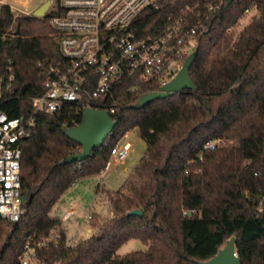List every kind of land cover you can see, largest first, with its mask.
I'll list each match as a JSON object with an SVG mask.
<instances>
[{
	"label": "trees",
	"instance_id": "16d2710c",
	"mask_svg": "<svg viewBox=\"0 0 264 264\" xmlns=\"http://www.w3.org/2000/svg\"><path fill=\"white\" fill-rule=\"evenodd\" d=\"M245 9L259 15L235 35ZM56 13L15 15L8 4L0 5V76L9 64L15 75V98L1 108L11 117L28 112L30 98L45 89L37 56L20 53V24L38 19L49 59L57 64L62 60L58 34L49 24ZM13 23L16 29L10 31ZM138 24L153 25L155 20ZM195 52L189 69L194 89L140 105L141 96L158 88L130 92L133 80L125 78L117 92L123 98L112 114L117 125L81 161H66L81 145L62 132L81 116L37 113L22 144L23 214L16 221L0 219V264H18L26 239H41L54 229L58 239L41 254L59 264H199L232 236L241 264H264V0H232L222 6L207 33L198 36ZM133 128L146 147L133 173L107 192L111 217L92 223L95 234L67 244L60 218L51 214L53 206L75 180L99 174L110 149ZM216 138L224 145L202 149ZM134 209L141 215L128 214ZM131 238L145 249L117 254Z\"/></svg>",
	"mask_w": 264,
	"mask_h": 264
},
{
	"label": "built area",
	"instance_id": "2783aa9c",
	"mask_svg": "<svg viewBox=\"0 0 264 264\" xmlns=\"http://www.w3.org/2000/svg\"><path fill=\"white\" fill-rule=\"evenodd\" d=\"M226 1L59 0L55 6L51 0L47 11L58 13L49 18V24L58 34L62 60L55 64L49 59L48 42L36 54L37 74L45 89L30 98L28 112L11 117L1 108L15 98L12 66L9 64L6 74L0 76V219L16 221L23 214L22 144L36 124L38 112L67 111L82 119L83 110L91 107L106 110L112 117L123 98L117 93L119 84L128 77L133 83L127 91L140 93L147 86L161 90L196 49L198 36L207 33L209 21ZM5 4L13 12L12 6ZM152 19L153 25L138 24ZM11 26L9 30L14 31ZM77 124L73 119L71 126ZM224 143L221 138L210 139L202 149L213 150ZM129 149L130 143L119 139L110 149L100 176L111 160L121 163ZM198 158H202L201 153ZM66 213L63 221L70 217ZM58 237L53 231L41 239H26L18 264H59L41 254Z\"/></svg>",
	"mask_w": 264,
	"mask_h": 264
},
{
	"label": "rangeland",
	"instance_id": "374dc122",
	"mask_svg": "<svg viewBox=\"0 0 264 264\" xmlns=\"http://www.w3.org/2000/svg\"><path fill=\"white\" fill-rule=\"evenodd\" d=\"M45 1L0 0V5L9 3L15 15H27L32 14V11ZM258 15V11L249 9L236 24L235 35L244 31L252 23L253 17ZM15 29L16 24L14 23L11 30ZM20 29V53L22 55H36L41 52L47 42V37L42 35V27L38 19L22 21ZM120 139L130 143L129 152L124 160L119 164L111 160L110 166L104 170L101 176L97 174L75 180L64 191L51 210L52 215L60 218V227L63 228L66 234V243L69 245L95 234L97 227L93 226L92 223L100 224L111 217L107 192L118 189L124 180L133 173L134 167L145 150V142L139 138L135 128L129 129ZM67 210H71L70 217L67 221H63L62 216ZM53 231L56 230L50 232ZM143 249H145V245L139 239L131 238L123 243L116 253L123 255L133 250Z\"/></svg>",
	"mask_w": 264,
	"mask_h": 264
},
{
	"label": "water",
	"instance_id": "95a60500",
	"mask_svg": "<svg viewBox=\"0 0 264 264\" xmlns=\"http://www.w3.org/2000/svg\"><path fill=\"white\" fill-rule=\"evenodd\" d=\"M232 0H227L225 7L228 6ZM50 5V0H46L36 9L33 10L34 16H42ZM195 50L186 57L182 67L174 78L166 83L161 90L147 93L140 97L139 104L142 105L152 99L164 98L174 92H179L184 89H194L195 85L189 76V69L195 59ZM117 125V120L113 119L106 110L87 107L83 110L81 121L75 126H63V134L73 142L81 145L79 153L69 156L66 161H81L91 154V150L100 146L107 135L111 133L113 128ZM24 200V197H21ZM129 215H141V211L134 209L128 212ZM235 237H230L225 245L220 248L217 253L206 261L199 262V264H241L238 258L235 247Z\"/></svg>",
	"mask_w": 264,
	"mask_h": 264
},
{
	"label": "crops",
	"instance_id": "0c3cea01",
	"mask_svg": "<svg viewBox=\"0 0 264 264\" xmlns=\"http://www.w3.org/2000/svg\"><path fill=\"white\" fill-rule=\"evenodd\" d=\"M32 12H33V11H32ZM66 212H68V214H69V213H71V210H67Z\"/></svg>",
	"mask_w": 264,
	"mask_h": 264
},
{
	"label": "bare ground",
	"instance_id": "6f19581e",
	"mask_svg": "<svg viewBox=\"0 0 264 264\" xmlns=\"http://www.w3.org/2000/svg\"><path fill=\"white\" fill-rule=\"evenodd\" d=\"M69 214L68 213H66V216H68Z\"/></svg>",
	"mask_w": 264,
	"mask_h": 264
}]
</instances>
